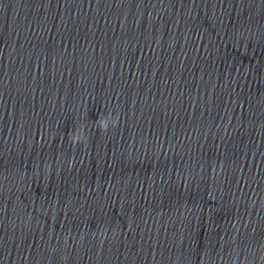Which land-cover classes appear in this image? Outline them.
Masks as SVG:
<instances>
[{
  "label": "water",
  "instance_id": "95a60500",
  "mask_svg": "<svg viewBox=\"0 0 264 264\" xmlns=\"http://www.w3.org/2000/svg\"><path fill=\"white\" fill-rule=\"evenodd\" d=\"M0 264H76L60 144L56 0H0Z\"/></svg>",
  "mask_w": 264,
  "mask_h": 264
}]
</instances>
